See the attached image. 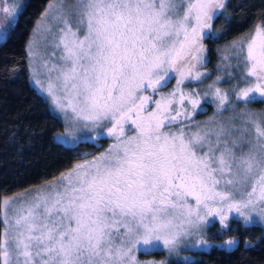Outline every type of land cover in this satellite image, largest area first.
<instances>
[{
    "label": "snow or ice",
    "instance_id": "1",
    "mask_svg": "<svg viewBox=\"0 0 264 264\" xmlns=\"http://www.w3.org/2000/svg\"><path fill=\"white\" fill-rule=\"evenodd\" d=\"M5 2L0 0V13L15 19L18 9ZM57 3L65 28L54 46L63 45V65L54 66L56 83L49 76L45 90L66 125L99 129L98 136L115 142L46 184L55 189L54 197L2 202L3 264H137L133 248L163 245L172 251L207 216L218 215L221 224L230 212L246 223L253 213L264 218V119L241 111L227 123H192L209 96L217 114L231 101L214 84L203 96L199 89H181L185 81L202 83L208 75L198 70L204 63L201 41L225 0H76L67 9L65 0ZM73 12L77 27L86 22L83 39L67 26ZM232 47L238 66H244L240 79L248 85L235 92L237 101L264 97V22ZM173 78L170 92L156 99L144 94L157 93ZM36 84L43 89L40 80ZM237 119L242 129L235 127ZM128 125L135 135H125ZM173 125L175 131H163ZM234 131L240 136L233 137ZM253 133L258 150L247 139ZM245 143L249 150L237 156L234 149ZM109 213L123 221L119 245Z\"/></svg>",
    "mask_w": 264,
    "mask_h": 264
},
{
    "label": "trees",
    "instance_id": "2",
    "mask_svg": "<svg viewBox=\"0 0 264 264\" xmlns=\"http://www.w3.org/2000/svg\"><path fill=\"white\" fill-rule=\"evenodd\" d=\"M48 1L23 0L6 35L0 39V198L52 179L106 142L103 136L97 138V143L84 138L65 144L55 139L54 134L62 130V122L28 82L25 42ZM261 22L264 0H225L224 8L214 15L211 28L205 29L208 35L201 41L208 77L219 71L222 46L244 37ZM239 105L251 112L259 111L263 99L257 97ZM204 114L197 112L194 121ZM206 229L207 238L233 243L189 250L188 259H171L166 264H264V226L230 218L224 228L213 221ZM162 254L161 250L139 252L140 256Z\"/></svg>",
    "mask_w": 264,
    "mask_h": 264
},
{
    "label": "rangeland",
    "instance_id": "3",
    "mask_svg": "<svg viewBox=\"0 0 264 264\" xmlns=\"http://www.w3.org/2000/svg\"><path fill=\"white\" fill-rule=\"evenodd\" d=\"M22 3L23 0H6L3 6L16 7L19 11L22 6ZM75 3L76 0H65L66 9L68 6H75ZM58 7L59 4L57 3V0H49L46 3L40 15L35 19L31 32L25 42L28 82L46 100L49 110L52 113H54L62 122V130L54 134L55 139L65 144H72L84 138L97 143L98 141L97 138L101 137L97 135V132L100 130L99 129L91 130L82 127H71L69 125H66L63 114L59 112L56 109V107L52 104L51 97L48 95L47 91L45 90L48 86L49 76L52 77V82L53 84H55L56 83L55 77L58 75V72L55 70V68H58L63 65V61L61 60V56L63 54V45H61L59 48L54 46L55 44L59 43V39L61 35L60 29L65 28V23L59 19L60 13L56 11ZM13 20L14 19L12 20L5 19L3 17V14L0 13V34L6 33L8 27L10 26ZM77 20L78 17L75 15V12H73L70 16L67 17V26H70L72 31L76 32L77 39H83L87 32V25L85 22V24L82 27H77ZM50 27L52 29V32L51 34H47V30ZM46 34H47V39H45ZM240 38L241 37L234 38L222 46L223 56H221V60L217 64L219 70L218 73H215L210 77H208L207 75L206 77L202 78L203 81L202 83L199 81H185V84L181 85V89L185 93L190 92L192 89H199L201 90V96H203V91L207 90L206 86L208 84H214V86L219 87L222 92L227 93L231 101V104L228 107H226L222 112L217 114L216 104L212 102V98L211 96H209L208 97L209 102L205 103L202 100L201 102L202 108L198 110V112L205 114L201 117V119L199 118L196 119L195 121L193 119L195 115L194 114L191 121L192 123L209 120L211 119L210 117H212L213 115H214L213 118L217 122L227 123L229 117H232L241 111L251 112L248 108H240L239 104L241 105L246 104L247 101L252 99H249L247 101H243V100L237 101L235 96V92L239 91L240 88H244L248 86L240 79L241 74L244 72V66L242 64L238 66V61L235 55V49L232 47L233 42L239 40ZM29 48H31L33 53L31 57L29 56ZM202 55H203L204 63L202 66H198V70L209 74V69L207 68L206 65L207 61L204 52ZM49 69H53V70L49 72ZM218 77L220 78L219 80H217ZM36 80H40L43 83L44 86L43 89L41 88L40 85L36 84ZM194 83H197L198 85ZM175 86H176V79L173 78L165 87L160 88L157 93L154 94L151 90H148L144 94L153 96V98L156 99L159 98L160 95L166 94L171 90H173ZM57 94L63 95V93H59V92ZM257 97L263 99V106L259 109V111L253 110L254 112L251 113L260 114L255 117L257 120H260V119H264V97H260L259 94H256V98ZM206 111L208 112L206 113ZM110 126L111 125H107V127ZM107 127L103 129L104 132L107 131ZM176 127H177L176 125H173L171 129L165 128L163 129V131H170V130L175 131ZM200 127L214 128L215 125L206 126L201 124ZM235 127L237 129H242L244 125L240 123L239 119H237L235 121ZM195 130H196L195 128L192 129V131ZM125 135L126 136L135 135V130L134 128H132L131 125L126 126ZM232 136L239 137L240 132L234 131L232 133ZM103 137L106 138V142L98 151H96L91 155L90 154L84 155L80 159L76 160L69 168L60 172L52 179L40 185L32 186L27 189L16 191L10 194L2 195L0 198V212L4 211L2 202L7 198L24 196V199L27 201H35L36 198L38 197L39 200L42 201L45 198L54 197L55 189L46 188L45 185L48 183L55 184V181L60 178L61 174L67 176V174L73 169L74 165H76L77 163H82L84 160H90L94 155H99L100 153L104 152L109 147L110 144L115 142L113 138L107 136H103ZM247 139L252 141L251 147L258 150V146L256 145L254 139V133L252 136L247 137ZM206 150L207 149H205V151ZM241 150H243V152L246 153L249 150V145L245 143L242 146V148L240 146L236 147L234 151L236 152L237 156L241 155ZM217 155H219V153H217ZM188 202L189 204H194V199L189 198ZM18 203L19 202L12 204L11 207L12 208L17 207ZM214 206H218V205H214ZM9 215L11 217V212L9 213ZM226 215H227V220L225 221L224 224H221L220 217L218 215L214 214L211 216H207L206 219L198 225V227L193 228L191 230L192 232L191 235L181 236L178 245L172 251H169L168 249L164 248L163 245H161L159 248H155V249L139 248V250H137L136 248H133L132 255L135 257L137 264H166V262L171 259L173 260L188 259L190 257V253L188 252L189 250H195L200 248L208 249L211 246L227 247L228 245L226 241H217L212 238H207L206 236L207 235L206 228L213 221L217 222L219 228H224L230 218H235L242 223H246L244 218L239 216V214L237 213L230 212V213H226ZM108 217H109V224H110L112 236L114 238V244L119 245L120 236L124 232L123 221L119 216L112 217L110 213L108 214ZM247 223H258L264 226V218H261L259 215L253 213L251 220ZM117 229L119 230L118 232ZM3 231H4V225L1 223L0 239L3 238ZM202 240L206 241V243H201L200 241ZM153 250H161L163 254L158 257H155L153 255L150 256L139 255V252L144 254L146 252ZM14 259L15 258L13 257V260ZM0 264H3L2 255H0Z\"/></svg>",
    "mask_w": 264,
    "mask_h": 264
}]
</instances>
